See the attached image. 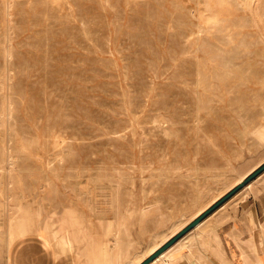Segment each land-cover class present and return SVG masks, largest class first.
Segmentation results:
<instances>
[{
  "label": "rangeland",
  "instance_id": "374dc122",
  "mask_svg": "<svg viewBox=\"0 0 264 264\" xmlns=\"http://www.w3.org/2000/svg\"><path fill=\"white\" fill-rule=\"evenodd\" d=\"M263 51L264 0H0V264L10 228L22 264L141 263L260 168ZM251 182L220 264L234 226L264 258Z\"/></svg>",
  "mask_w": 264,
  "mask_h": 264
},
{
  "label": "bare ground",
  "instance_id": "6f19581e",
  "mask_svg": "<svg viewBox=\"0 0 264 264\" xmlns=\"http://www.w3.org/2000/svg\"><path fill=\"white\" fill-rule=\"evenodd\" d=\"M264 52V51H263ZM239 70V69H238ZM211 81V80H210ZM225 94V93H224ZM224 104V103H223ZM256 104V103H255ZM230 111V110H229ZM263 130V129H262ZM245 133V132H244ZM234 135V134H233ZM261 176V175H260ZM259 176V177H260ZM242 177V176H241ZM240 177H238L239 179ZM242 180H244V178L240 179L238 182H241ZM252 186V182L248 183L247 185L244 186L243 190L239 191L238 193L236 192V194H234L230 200H237L239 195L243 193V191L247 190L248 188H250ZM210 216H208L206 219L204 218L201 222H199L194 228L193 230L190 232H188L186 235H184L181 239H179L176 243H174L172 246H170L168 249H166L165 251H163L152 263L150 264H158L159 261L161 259L164 258V262L163 264H182V262H188V261H192V257L193 255V248L196 247H201L203 249H205L208 253L210 252V250L212 249V245H218L217 243V238L215 237V235L213 234V229H212V225L214 221H220L221 219H223V215L217 213V211L213 212L212 214H209ZM251 216V215H250ZM252 218V217H250ZM249 217H247L245 219V227L247 229H251L252 228V222L250 220ZM12 220V219H11ZM227 220V219H226ZM9 222V221H8ZM259 222V221H258ZM11 223V222H10ZM9 223L10 227L11 224ZM260 223V228L264 234V221L259 222ZM214 227V226H213ZM221 227V226H219ZM218 227V228H219ZM7 231H9V238H8V248H9V258L12 261V264H22L23 262H21L20 259V253H19V249L21 250V246L19 243H16V248L12 249L13 244L16 242V240L12 237L11 235V228L10 230L8 229ZM24 235V233H23ZM198 238V239H197ZM52 240V239H51ZM198 240V244L196 243ZM24 241V240H23ZM22 241V242H23ZM89 242V241H88ZM87 242V243H88ZM215 243V244H214ZM23 244V243H22ZM53 244V243H52ZM161 244V243H159ZM158 244V245H159ZM25 245V244H24ZM88 245V244H87ZM86 245V246H87ZM156 247V246H155ZM160 247V246H159ZM54 248V247H53ZM61 248L62 250L66 253L67 257L69 256V243L67 242V240L65 239V237H63L61 239ZM87 248V247H86ZM154 248V247H153ZM152 248V249H153ZM187 249V254L186 255H175V250H180V249ZM211 248V249H210ZM88 249V248H87ZM151 249V250H152ZM157 249V248H156ZM156 249H153L151 252H154ZM101 252V251H100ZM149 253V251H148ZM151 254V253H150ZM153 254V253H152ZM225 254V253H224ZM22 255V254H21ZM65 255V254H64ZM238 255V254H237ZM23 256V255H22ZM99 255H96V257ZM185 256H188L185 258ZM95 257V259H96ZM102 257V255H101ZM216 257V256H215ZM239 257V256H238ZM55 258V256H54ZM58 259V258H57ZM94 259V260H95ZM216 259V258H215ZM219 259V258H218ZM111 260V259H110ZM233 260V259H232ZM25 261V260H24ZM237 261V260H236ZM140 262V261H139ZM238 262V261H237ZM201 263V262H200ZM131 264V263H128ZM140 264V263H137ZM185 264V263H183ZM256 264H264V258L260 259L258 263Z\"/></svg>",
  "mask_w": 264,
  "mask_h": 264
},
{
  "label": "crops",
  "instance_id": "0c3cea01",
  "mask_svg": "<svg viewBox=\"0 0 264 264\" xmlns=\"http://www.w3.org/2000/svg\"><path fill=\"white\" fill-rule=\"evenodd\" d=\"M252 208V213L254 215H256L257 217H260L258 209L256 208V206H251ZM260 241L264 242V234L262 232H258L257 233ZM227 236L232 238L233 241L235 242V247L237 252L242 255L243 257V262H227V264H254V260H255V251L253 249V245L248 243L247 241L243 240V236L244 237H250V234H245L242 230H240L239 228H237L236 226L228 229L227 232ZM252 238V237H251ZM252 240V239H251ZM224 245H221V248H219V246L216 245H212V249L210 250V252L208 253L206 250H204L201 247H196L193 248V257H192V261H188V262H182L185 264H220L218 257L215 259V254L217 252V250H221L222 252H224ZM176 252V250H175ZM188 256H185V258ZM55 262V261H54ZM53 262V263H54ZM164 262V258L161 259L159 261L158 264H163ZM201 262V263H200ZM32 264H41L40 262H34ZM181 264V263H180ZM225 264V263H224Z\"/></svg>",
  "mask_w": 264,
  "mask_h": 264
},
{
  "label": "water",
  "instance_id": "95a60500",
  "mask_svg": "<svg viewBox=\"0 0 264 264\" xmlns=\"http://www.w3.org/2000/svg\"><path fill=\"white\" fill-rule=\"evenodd\" d=\"M264 171V164L255 170L252 174L242 180L237 186H235L229 193L223 196L221 199L216 201L210 208L205 210L202 214H200L195 220H193L190 224L180 230L176 235H174L170 240H168L165 244H163L160 248H158L153 254H151L148 258L142 261L140 264H150L152 263L163 251L168 249L174 243H176L179 239H181L184 235H186L191 229H193L199 222H201L204 218H206L209 214H211L215 209H217L221 204L227 201L231 196H233L238 190L247 185L250 181L255 179L259 174Z\"/></svg>",
  "mask_w": 264,
  "mask_h": 264
}]
</instances>
